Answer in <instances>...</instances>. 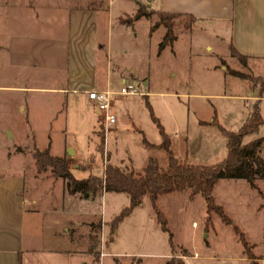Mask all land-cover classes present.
<instances>
[{
    "label": "rangeland",
    "instance_id": "1",
    "mask_svg": "<svg viewBox=\"0 0 264 264\" xmlns=\"http://www.w3.org/2000/svg\"><path fill=\"white\" fill-rule=\"evenodd\" d=\"M122 2L115 0L114 6ZM130 2L136 4V0ZM149 18L142 16L137 24L136 20L124 23L128 27H124L114 47L124 72L133 68L141 75L136 83L150 92L118 95L114 100L117 121L107 130L98 120V134L90 139L83 132L86 126L81 116L96 117V111L88 104H72L67 109L73 123L68 125L69 130L80 133L65 135L61 131L66 117L62 101L55 93L31 95L35 136L29 133L27 113L10 108L7 101L0 99V173L21 171L26 179L28 204L55 215L61 224L69 227L76 246L92 252L76 253L75 264H101L103 252L107 251L111 253L102 259V264H178L174 261L176 257L185 264H255L233 226L225 223L216 211H208L204 196L192 194L190 188L163 194L157 202L168 219L172 240L157 221L148 197L120 220L113 231V219L130 203L127 193L100 190L72 194L65 179L53 175L51 169L40 170L36 164L35 146L48 144L49 130L54 153L62 154L67 143L76 148L77 154L66 150V155L79 178L103 175L109 162L138 171L151 155L166 165L168 156L161 147L162 134L152 113L172 137L181 159L216 164L226 158L228 137L223 128L238 130L250 117L254 104L248 99L254 92L253 82L229 70L257 76L258 69L264 68V61L243 62L232 54L225 31L211 25L204 30H188L186 25L195 23L189 18L176 19L179 26L174 34L179 31V39L175 44L169 41L158 55L165 28L152 29L160 18L156 13L151 16L152 21L156 20L153 24ZM259 86L260 83L257 89ZM175 132L180 135L174 136ZM261 136H264V115L260 127L248 133L244 141ZM261 154L264 155V150ZM258 185L264 191V182L259 180ZM213 194L216 202L246 232L248 242H256L251 251L257 258L256 264H264V196L247 180L233 178H220Z\"/></svg>",
    "mask_w": 264,
    "mask_h": 264
},
{
    "label": "crops",
    "instance_id": "2",
    "mask_svg": "<svg viewBox=\"0 0 264 264\" xmlns=\"http://www.w3.org/2000/svg\"><path fill=\"white\" fill-rule=\"evenodd\" d=\"M139 2L148 5L149 10L190 14L195 23L188 30L214 26L226 32L231 50L235 48L247 60L264 61V0H136L135 5L124 0L117 7L115 0H0V99L7 101L10 108L27 113L30 135L36 136L31 119L34 105L31 95L44 93H55L66 108L61 128L65 135L80 133V130H69L68 125L73 123L67 115V109L78 103L88 104L96 111L94 119L81 115L86 126L83 132L88 139L98 134L97 124L101 119L87 90H117L119 83L136 82L141 77L133 68L124 72L114 47L123 29L128 27L120 18L126 13L133 16ZM163 27L162 38L166 27L158 26ZM179 36L178 31L173 44ZM220 37L225 40L224 35ZM168 43L159 45L158 55ZM262 69H258L257 76L263 75ZM252 87L254 92L248 99L253 103L259 100L264 115V90L260 86L257 89L254 83ZM140 89L144 92L140 95L150 92ZM47 138L48 144L40 147L50 145L55 155H65L66 150L77 154L76 148L68 143L62 154L54 153L49 130ZM18 141L24 142L21 138ZM145 197L149 198L144 196L135 208ZM28 203L24 174L21 171L0 173V264H75L76 253H92L76 246L69 227L61 224L55 215ZM109 253L103 252L102 259Z\"/></svg>",
    "mask_w": 264,
    "mask_h": 264
},
{
    "label": "trees",
    "instance_id": "3",
    "mask_svg": "<svg viewBox=\"0 0 264 264\" xmlns=\"http://www.w3.org/2000/svg\"><path fill=\"white\" fill-rule=\"evenodd\" d=\"M156 13L160 18L153 25L155 29L163 24L167 31L164 42L173 41L176 36L174 29L179 26L177 18L191 19L195 21L190 14L163 12L159 10H149L147 6L139 2V8L133 16L121 17L124 23H132L142 16L151 17ZM191 27V23L186 25ZM232 54L246 62L245 55L232 48ZM231 74L251 79L255 86L260 83V90H264V77L262 75H251L236 69L229 70ZM262 81L260 82V80ZM153 119L157 122L162 134L161 147L166 151L168 160L163 165L158 157L151 155L147 164L142 170H126L119 165L109 162L103 175L90 174L87 177H77L70 166L69 157L65 155H55L51 151V146H35L33 156L40 170L51 169V173L57 177L65 179L67 189L70 193L77 192L97 193L100 190L107 192H126L129 196L130 203L113 219V231L120 220L129 215L133 209L142 202L144 196L148 195L156 211L157 220L163 230L168 231L172 240V231L168 225V219L164 211L159 207V197L166 193L182 192L190 188L192 194H201L204 196L208 211H216L227 224L233 226L239 235L245 250L249 251V258L255 261L257 258L251 251V246L247 240L245 232L231 218L224 207L216 202L213 194L214 187L220 178L245 179L252 187H255L264 196L263 189L258 185L259 180H264V136L245 142L244 137L256 131L263 123V115L260 108L259 100L253 104L248 120L236 131L224 129L228 137V155L221 162L216 164H197L181 159L175 150L173 139L164 129L156 115L152 113ZM105 141L102 136V144ZM149 144L148 140H145ZM151 144V143H150ZM174 261L178 264H185V261L176 257ZM173 264V263H172Z\"/></svg>",
    "mask_w": 264,
    "mask_h": 264
},
{
    "label": "built area",
    "instance_id": "4",
    "mask_svg": "<svg viewBox=\"0 0 264 264\" xmlns=\"http://www.w3.org/2000/svg\"><path fill=\"white\" fill-rule=\"evenodd\" d=\"M143 90L133 81H125L117 90L92 88L87 90L90 100L95 104L101 121L108 128L117 121V114L114 109V99L117 95H140Z\"/></svg>",
    "mask_w": 264,
    "mask_h": 264
},
{
    "label": "water",
    "instance_id": "5",
    "mask_svg": "<svg viewBox=\"0 0 264 264\" xmlns=\"http://www.w3.org/2000/svg\"><path fill=\"white\" fill-rule=\"evenodd\" d=\"M87 194H89V193H87Z\"/></svg>",
    "mask_w": 264,
    "mask_h": 264
}]
</instances>
